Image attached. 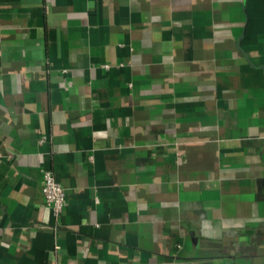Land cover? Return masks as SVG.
<instances>
[{"label":"crops","instance_id":"obj_1","mask_svg":"<svg viewBox=\"0 0 264 264\" xmlns=\"http://www.w3.org/2000/svg\"><path fill=\"white\" fill-rule=\"evenodd\" d=\"M0 264H264V0H0Z\"/></svg>","mask_w":264,"mask_h":264},{"label":"built area","instance_id":"obj_2","mask_svg":"<svg viewBox=\"0 0 264 264\" xmlns=\"http://www.w3.org/2000/svg\"><path fill=\"white\" fill-rule=\"evenodd\" d=\"M41 193L45 205L50 210L54 218H58L65 206L66 199L63 187L54 180L52 173L45 170L42 173Z\"/></svg>","mask_w":264,"mask_h":264}]
</instances>
